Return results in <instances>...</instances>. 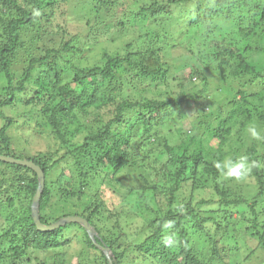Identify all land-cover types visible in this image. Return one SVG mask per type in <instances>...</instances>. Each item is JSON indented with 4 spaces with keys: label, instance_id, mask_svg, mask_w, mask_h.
I'll list each match as a JSON object with an SVG mask.
<instances>
[{
    "label": "trees",
    "instance_id": "1",
    "mask_svg": "<svg viewBox=\"0 0 264 264\" xmlns=\"http://www.w3.org/2000/svg\"><path fill=\"white\" fill-rule=\"evenodd\" d=\"M136 1L117 16L120 0H0V154L42 169V223L84 217L112 264H264L252 261L264 252V139L248 132L264 136V0ZM75 2L88 13L77 24L66 9ZM106 25L127 40L92 64L84 54ZM185 42L189 54L176 58ZM242 154L258 166L235 189L214 162ZM140 168L143 182L125 185ZM37 184L30 168L0 161V264H64L58 248L73 239L76 264H108L81 225L37 229ZM117 192L124 216L99 219ZM136 219L139 238L123 239ZM241 247L248 253L236 260Z\"/></svg>",
    "mask_w": 264,
    "mask_h": 264
},
{
    "label": "rangeland",
    "instance_id": "2",
    "mask_svg": "<svg viewBox=\"0 0 264 264\" xmlns=\"http://www.w3.org/2000/svg\"><path fill=\"white\" fill-rule=\"evenodd\" d=\"M121 1H122V4L121 5L119 4V6L115 7V10L117 11L116 12V15L117 16H121L122 15L121 12H120L121 9H124V8H131V9H133V8L138 7L137 6L138 2L136 0H120V2ZM144 1H147V0H144ZM75 5H76V8L74 9L73 7ZM67 8L69 9V12L68 13H70V16L69 17L71 18V20L75 24L79 23L78 19L76 18L77 16H81V17L82 16H88V13H87V15H85L86 14V10H83L82 11L81 9H79L78 3H76V2H75V4L74 3H71L69 6L66 7V9ZM62 9H63V7H62ZM100 15H102L103 17L105 16V18H106V13L104 11L103 12L101 11V13L99 14V16ZM108 19H109V16L107 15V20ZM96 21L99 22L100 21V18L99 19H96ZM152 23H153V28L152 27L151 28L155 32H159V34H161L163 32L161 30V27H160L161 25L156 24L155 21H153ZM94 28H96V26ZM123 29L126 30V28H123ZM227 32H230V31H227ZM127 33L129 34V35H127V38L129 39L133 35V32H131V30H130L129 32H126L125 34H127ZM94 34L96 36V43H95V45H93V48L91 50H89V52H86L84 54L85 57H88V59H90V62L92 64L95 63V62H98V61L100 62V59H101L100 55L105 50L106 47L108 49H110V50L119 49L121 46L124 45V42L123 41H126L127 40V39H125L126 38L125 37L126 35H121L120 36L119 33L117 32V27L116 26L113 27V25H111V26H107L106 25L105 27H102V26L98 27L97 26V31H95ZM197 46H198V43H197L196 40L192 42L191 47H190V45H189L188 42H185L184 44L181 45V47H178L177 49L174 50V56L176 55L175 56L176 58H178V56L180 54L182 56H187L189 54V51H187V48L190 47L191 49L197 51V48H198ZM38 52H39L38 54L42 53V52H40V50ZM247 58L251 61V63H258L256 61V59H257L256 58V54H254V53H247ZM23 66H24L23 63H21V62H16L15 63V67H17L19 70ZM182 74L183 73H181V75ZM178 75H180V73H176L175 79L169 80V82H170V89L175 90V91H178V88H179L178 83H181V82L182 83H185V80L184 79H181ZM192 80L195 83H198V81H199L195 77ZM192 111L193 110H189L188 111V114H190ZM187 120H185L184 122H186ZM1 124H2V122L0 121V125ZM23 129H24V133H26L27 132L26 129L24 127H23ZM18 133L21 134L23 132H21L20 130H16L14 128L10 130V134L13 135V136H18ZM26 137H27V135H26ZM29 139H30L29 143H31V145H32V148L30 149L31 152H32V151H34V150H36L38 148L37 144H39L40 142H37L38 139L35 138V137H33V136L31 138H29ZM216 142H217V140H215L214 138H212L209 141V144L210 145L212 144V146H213V145L216 144ZM32 154H33V152H32ZM133 171H135V172L133 174L129 175L128 176V179L124 180L123 182H124L125 185H131L132 187H134V186L135 187H138L139 184H141L143 182V180H144L143 179V169L142 168H140V169H134ZM67 177H68L67 173H64L63 174V180L66 181L67 180ZM234 181L235 180H231L230 179L229 180V183H227V184L228 185H232L233 187H234V185H236L239 188V186H241L242 183L241 182L240 183H235ZM104 191H106L107 194L109 193V191L107 189H104ZM126 195H127V199H129L130 196H131V193L130 192H127ZM147 196H149V195L147 194ZM112 197H113L114 202L111 203V204H109L108 208L110 210H108V211L101 210L100 211L101 215L99 216V219L105 217L106 219H109L110 220V218H111L110 216H112L110 214L111 212H114V213H117V214L120 213L119 215L124 216L125 209H124V207L122 205H121V207H119V204H118V201L120 202V198H122V196H120V193L117 192L116 194L113 193L112 194ZM74 202H77V201L74 200ZM2 222H5V221L3 220V217H0V223H2ZM139 222L140 221L138 219L132 220L130 222V224L127 225V227H124L123 229H125L126 233L125 234L123 233L124 230L120 232V235H125L122 238L123 239H133L134 241H136L139 238V237H136L135 236V234L138 231L137 225L139 224ZM69 223H76V222H68V223H65V224H69ZM105 223H106V225H108V221L105 222ZM65 224H63V225H65ZM76 224L80 225L79 223H76ZM66 231H68V230H66ZM243 237H244V239H247V238L249 239L250 238V235L247 233V234H244ZM248 242H250V241H248ZM251 244L252 243H250L249 245H251ZM80 246H81V244L78 243L76 240L73 239L69 243V247L60 246L58 248V252L62 254L63 258L64 257L66 258V259L64 258L65 259L64 264H76V259L79 258V255L80 256L82 255V249H81ZM247 253H248V249L245 248V247H241L240 250L237 252L238 257H236V260H239V259L240 260H243V257H245V255ZM41 254L42 253H40L39 256ZM263 255H264V252H259L256 255V257H257L256 260H252V261L257 262V261L262 260L264 258Z\"/></svg>",
    "mask_w": 264,
    "mask_h": 264
},
{
    "label": "water",
    "instance_id": "3",
    "mask_svg": "<svg viewBox=\"0 0 264 264\" xmlns=\"http://www.w3.org/2000/svg\"><path fill=\"white\" fill-rule=\"evenodd\" d=\"M0 161L8 162L11 164H16V165L26 166L35 172L37 176L38 184H37L35 193L33 195L30 208H31V216L33 218V222L35 223L37 229L42 230V231H52L68 222L79 223L85 229L91 241L104 253V255L106 256L108 260V264H112V259H111L112 254H111L109 247L102 243L100 244L96 242L95 238L97 237V233L95 229L92 227V225L88 222V220L85 219L84 217L75 216V215L63 216L50 224H44L40 221L39 212H38L39 211L38 210L39 197L41 195V191L44 186V173L42 169L40 168V166L36 165L31 160L18 159V158H15L9 155H3V154H0Z\"/></svg>",
    "mask_w": 264,
    "mask_h": 264
},
{
    "label": "clouds",
    "instance_id": "4",
    "mask_svg": "<svg viewBox=\"0 0 264 264\" xmlns=\"http://www.w3.org/2000/svg\"><path fill=\"white\" fill-rule=\"evenodd\" d=\"M248 132L253 139H264V136L261 135L255 125H250ZM257 166V162L251 161L246 154L239 155L236 158L227 157L223 160H217L214 162V167L221 173V175L237 181L246 179L251 173L252 169ZM172 226V221H168L165 224V227L169 229L172 228ZM163 243L165 246H172L175 243V239L173 236H166L163 240Z\"/></svg>",
    "mask_w": 264,
    "mask_h": 264
},
{
    "label": "bare ground",
    "instance_id": "5",
    "mask_svg": "<svg viewBox=\"0 0 264 264\" xmlns=\"http://www.w3.org/2000/svg\"><path fill=\"white\" fill-rule=\"evenodd\" d=\"M252 2V1H251ZM144 3V2H143ZM259 6V5H258ZM213 16V15H212ZM226 18V17H225ZM228 19V18H227ZM233 21V20H232ZM240 30V29H239ZM232 31V30H231ZM238 31V30H237ZM236 33V32H235ZM229 34V33H228ZM232 35V34H231ZM225 37V36H224ZM236 37H237V34H236ZM219 38V37H218ZM224 39V38H223ZM224 44V43H223ZM233 46V45H232ZM233 54V53H232ZM203 63V62H202ZM201 63V64H202Z\"/></svg>",
    "mask_w": 264,
    "mask_h": 264
}]
</instances>
